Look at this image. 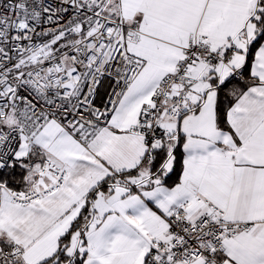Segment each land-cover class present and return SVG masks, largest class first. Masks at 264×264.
<instances>
[{"label": "snow or ice", "instance_id": "1", "mask_svg": "<svg viewBox=\"0 0 264 264\" xmlns=\"http://www.w3.org/2000/svg\"><path fill=\"white\" fill-rule=\"evenodd\" d=\"M0 264H264V0H0Z\"/></svg>", "mask_w": 264, "mask_h": 264}]
</instances>
